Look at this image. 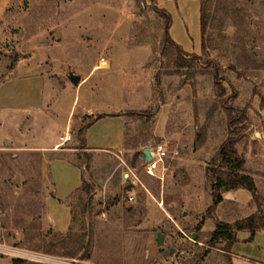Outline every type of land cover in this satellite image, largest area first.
Returning a JSON list of instances; mask_svg holds the SVG:
<instances>
[{"label": "rangeland", "instance_id": "1", "mask_svg": "<svg viewBox=\"0 0 264 264\" xmlns=\"http://www.w3.org/2000/svg\"><path fill=\"white\" fill-rule=\"evenodd\" d=\"M152 5L151 0H10L0 14V84L41 74L0 85V264H16L14 259L127 264L126 254L140 249V238L129 232L145 230L161 233L164 246L156 249L155 241L147 264H229L225 242L208 241L217 222L233 223L258 211L264 216V0H208L206 53L189 71L173 66V51L163 55V19ZM94 62V70H100L89 74ZM111 66L119 69L102 71ZM215 72L225 89L222 97ZM70 74L89 75L73 85ZM136 79L143 91H153L149 117L157 112L156 101L169 105L166 132L180 130L184 141L179 150L184 168L164 179L158 163L154 176H148L151 184L145 183L151 193L123 184L127 168L117 167L116 156L103 159L78 148L77 133L92 116L77 100L90 96L92 104L113 103L124 88L122 100L128 102ZM151 118L128 120L126 147L119 155L136 166L141 180L149 174L134 150L151 134ZM228 137L237 141L243 169L257 188L249 205L236 204L227 191L212 204L205 169L214 165ZM54 148L67 149L62 153L91 186L86 210L82 192L67 201L74 230L84 225L89 232L88 249L73 258L48 252L52 236L44 237L53 229L46 220L51 186L42 173V155L50 159ZM54 182L52 176V188Z\"/></svg>", "mask_w": 264, "mask_h": 264}, {"label": "crops", "instance_id": "2", "mask_svg": "<svg viewBox=\"0 0 264 264\" xmlns=\"http://www.w3.org/2000/svg\"><path fill=\"white\" fill-rule=\"evenodd\" d=\"M10 0H0V14L7 6ZM155 5L158 9H164L171 17V24L168 30L171 39L177 43L183 51L199 55L201 53V32H200V0H155ZM109 60V59H108ZM100 60L98 59V62ZM110 61V60H109ZM97 62V63H98ZM89 74L96 67L94 62ZM111 63V61H110ZM119 69V68H117ZM114 67H110L108 70H102L107 74H112L117 70ZM124 69V68H120ZM100 69H95L97 71ZM88 74V75H89ZM88 75L79 77V84L82 83ZM41 74L35 76H23L14 77L1 83L4 86L14 81L26 80L29 78H40ZM133 81V80H132ZM135 82H139L137 79L132 84V99L128 102H124L122 97L124 95L123 89L120 90L119 99L113 103L103 102L101 105L92 104L91 97L85 96L82 101L77 100L76 105L82 104L84 113L87 116L94 118L98 115H104L100 118L88 122L83 126L82 138L83 144H80V148L83 152H92L98 157L103 159L111 158L110 155H114L118 158L117 167L126 166V170H122V177L124 178L123 184L131 186L133 191L143 188L147 193H151L149 187L147 188L145 183L148 184V176L154 175H142L141 180L137 173L134 172L135 167L132 164L125 162L124 158L119 155L125 150L126 147V125L131 118H145L148 114V108L154 103L153 91H143L141 85H137ZM74 85V84H73ZM130 89V88H128ZM126 92V90L124 89ZM130 91V90H127ZM101 98V95L98 94ZM74 103V101H73ZM157 106L156 114L151 118L154 124L151 127V134L138 143V147L134 151L137 157L144 155L142 150L153 139H159L160 142L167 149V154L164 159L167 158L166 163H161V171L164 179L166 175L169 176L174 170H182L184 166L180 164L185 159L184 154H179L180 148H183L184 141L181 139L180 130H169L167 133V123L170 121V107L167 104L156 101ZM131 113H137L139 115L133 116ZM152 112L151 114H153ZM77 140L79 138L77 136ZM147 143V144H146ZM55 145L59 146L58 142ZM151 146V145H150ZM150 146H147L148 148ZM67 149L54 148L52 149L55 154L50 159L46 154L42 155V173L51 186V195L46 198V220L49 226L55 231H66L71 225V208L65 201L69 199L75 191H77L82 181L85 180L83 170L75 164L74 160L70 158L65 152ZM45 156V157H44ZM174 161L177 165H174ZM47 162L50 164L48 168ZM164 163V164H163ZM144 170L146 167L145 158L143 159ZM52 174V175H51ZM52 176L55 180V187L52 188ZM158 180L162 179L157 176ZM169 182L174 184V175L172 174ZM151 184V182H149ZM148 184V185H149ZM54 185V184H53ZM229 196L236 204L249 205L252 200L251 193L246 189H236L227 191ZM225 196V195H223ZM59 200L63 202L60 203ZM169 219V217H166ZM128 234V233H127ZM129 234L138 236L140 249L134 254L127 255V264H147L148 258L152 259L155 250V241H157V234L152 230H145L142 232L131 231ZM130 236V237H132ZM137 237V238H138ZM249 233L246 231H239L236 233V240L232 242L226 250V256L229 264H264V230L255 232L251 241H248ZM125 236V240H126ZM156 249H158L156 247Z\"/></svg>", "mask_w": 264, "mask_h": 264}, {"label": "trees", "instance_id": "3", "mask_svg": "<svg viewBox=\"0 0 264 264\" xmlns=\"http://www.w3.org/2000/svg\"><path fill=\"white\" fill-rule=\"evenodd\" d=\"M152 10L163 19V40H162V53L165 55L168 51H173L174 57L172 59V64L178 70H191L195 64H199L202 59L203 54L206 53V30L208 23L207 15V2L208 0H200V32H201V54H190L182 50V48L175 43L169 36L168 30L171 24V17L167 11L164 9H158L155 5V0H151ZM215 86L217 88V95L222 97L225 95V89L221 84L218 83L217 73L214 74ZM130 115L136 116L137 113H131ZM101 116L98 115L91 118L89 122H92ZM146 119H150L149 115H145ZM234 122L233 118L229 120V126ZM82 131L79 130L77 136L79 138V143L83 144ZM236 140L228 137L222 141L220 144L215 157L213 158V166L206 167L205 177L207 183L210 186L212 194V204L215 206L222 201V192L236 190V189H246L251 195L252 199L257 197V188L253 177L243 169L244 160L241 155L238 154L235 145ZM91 186L88 185L85 180L82 181L81 187L75 191L76 193L82 192L86 195V199L83 202V209L86 210L88 204L90 203ZM72 195V196H73ZM71 196V197H72ZM70 197V198H71ZM69 198V199H70ZM68 201V199H67ZM65 201V203H67ZM69 205V204H68ZM264 216L258 211L257 213L251 214L242 220L234 221L233 223H226L219 221L216 224V228L210 233L209 242H225L226 249L229 245L236 240V233L239 231H246L249 233L248 241H251L255 232L259 230H264V222L262 221ZM73 220L71 211V223ZM52 236L48 241V252L54 253L56 255H61L65 257L73 258L78 255L79 252L85 251L89 247V232L84 225H80V228L75 231L72 224L68 227L66 231H55L49 230L46 236ZM89 258V254L85 256ZM14 263L21 264L25 261L21 259H14Z\"/></svg>", "mask_w": 264, "mask_h": 264}, {"label": "built area", "instance_id": "4", "mask_svg": "<svg viewBox=\"0 0 264 264\" xmlns=\"http://www.w3.org/2000/svg\"><path fill=\"white\" fill-rule=\"evenodd\" d=\"M150 150V155H151V161L146 162V167H145V171L149 174V175H154V169L156 168V166L158 165V163H162L163 162V158L166 156L167 154V149L165 146H163L162 144L158 143L155 145H152L149 147ZM133 195L129 196V200H133Z\"/></svg>", "mask_w": 264, "mask_h": 264}, {"label": "water", "instance_id": "5", "mask_svg": "<svg viewBox=\"0 0 264 264\" xmlns=\"http://www.w3.org/2000/svg\"><path fill=\"white\" fill-rule=\"evenodd\" d=\"M69 78H70V80L72 81V83H73L74 85H77L78 82H79V79H80L78 75H74V74H70V75H69ZM157 106H158V104H157ZM142 153H143V155H144V158H145V161H146V162L151 161L150 150H149L148 147H145V148L142 150ZM193 236H194V235L192 234V237H193ZM162 242H163V236H162V234H161V233H157V246H158V249H159V250H163V249H164V246L162 245ZM169 250L172 251V248H170Z\"/></svg>", "mask_w": 264, "mask_h": 264}]
</instances>
